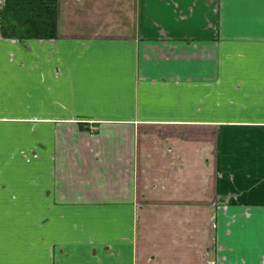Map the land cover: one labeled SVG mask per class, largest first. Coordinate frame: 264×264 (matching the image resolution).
I'll return each instance as SVG.
<instances>
[{
	"label": "crops",
	"instance_id": "crops-1",
	"mask_svg": "<svg viewBox=\"0 0 264 264\" xmlns=\"http://www.w3.org/2000/svg\"><path fill=\"white\" fill-rule=\"evenodd\" d=\"M0 264H264V0L0 33Z\"/></svg>",
	"mask_w": 264,
	"mask_h": 264
},
{
	"label": "trees",
	"instance_id": "trees-1",
	"mask_svg": "<svg viewBox=\"0 0 264 264\" xmlns=\"http://www.w3.org/2000/svg\"><path fill=\"white\" fill-rule=\"evenodd\" d=\"M57 29V0H2L0 33L19 39H53Z\"/></svg>",
	"mask_w": 264,
	"mask_h": 264
}]
</instances>
